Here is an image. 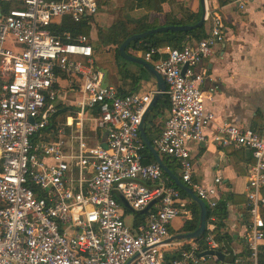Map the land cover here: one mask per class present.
Wrapping results in <instances>:
<instances>
[{"label": "built area", "instance_id": "built-area-1", "mask_svg": "<svg viewBox=\"0 0 264 264\" xmlns=\"http://www.w3.org/2000/svg\"><path fill=\"white\" fill-rule=\"evenodd\" d=\"M4 1L24 7L0 9V264H202L201 253L220 251L212 228L202 244L167 241L187 198L159 164L143 163L140 126L154 93L120 95L95 67L90 37L52 32L63 19L94 18L98 1ZM210 17V33L196 45L153 49L144 60L163 77L171 102L153 145L214 209L222 178L196 185L192 156L195 146L208 143L206 131L216 121L203 99L205 76L197 72L225 41L223 19ZM87 122L95 133H105L104 145L90 142ZM213 140L221 148L250 152L255 160L248 176L250 254L230 264H264V132L223 123ZM118 195L135 212L159 201L146 222L133 228ZM172 247L180 255L167 261Z\"/></svg>", "mask_w": 264, "mask_h": 264}, {"label": "crops", "instance_id": "crops-1", "mask_svg": "<svg viewBox=\"0 0 264 264\" xmlns=\"http://www.w3.org/2000/svg\"><path fill=\"white\" fill-rule=\"evenodd\" d=\"M97 1L99 10L97 15L91 19L92 30L89 36L91 42L92 40H99L103 35L102 32H99L94 38L93 21L95 18L96 24L105 29L107 27L111 28L114 24L121 21H138L144 17H148L144 24L153 27L151 30H154L170 27L169 23L172 22L185 20L186 12L200 16V21L203 16V7L200 0H173V2L166 3L152 0L153 9L151 12H147L144 8L130 10L129 7L133 3L135 4L137 0ZM0 9L6 13L3 7L0 6ZM116 13H119V16L121 14L120 19L117 17V22L114 20L115 17L112 18L111 15ZM208 14L220 16L223 19L226 28L225 41L214 47L212 54L204 58L197 67V72L205 76L202 86L205 106L216 115V121L206 131L208 143L206 145L195 146L192 151L193 163L195 165L193 181L196 185L207 187L212 185L217 177H220L222 178L221 199L228 194L238 199L236 203L231 202L229 204L228 219L224 226L218 228V233L226 235L230 242H226L228 246L225 243H221L224 249L220 251L229 255L227 247H230L233 251L232 262L236 257L246 255L247 250H249L247 233L252 218L247 208L249 193L248 176L250 168L255 164V160L250 152L231 147L221 148L214 143L213 139L217 127L223 123H231L242 129L250 128L258 133L264 132V0H208L205 3V22L203 27H201L203 29L198 33L203 39L209 35L212 28V18H207ZM110 19L113 21L111 25H107ZM135 27L134 24H129V29ZM187 41L192 42L193 45L199 42L195 37H188L184 43ZM127 53L144 60L143 53H136L133 49H130ZM133 68L135 72H141L139 67ZM140 74L142 81L135 93H154V98L158 93L157 80L149 73L141 72ZM105 83L112 85L108 83L107 76ZM154 106L147 115L144 129L145 125L150 121L151 125L155 127L152 130L155 140L160 136L165 126V123H163V127L159 128L160 126L157 124L162 121L166 122L170 110L164 107L153 111ZM150 115L156 119L154 122L148 120ZM158 129L161 130L160 133L155 132ZM97 134L98 140L95 142L91 141V143L93 145H104L105 133L98 131ZM173 167L178 170L174 162ZM174 174L178 177L176 173ZM186 198L187 206L181 208L179 218L172 222L167 241L177 235L185 234L181 233V231L186 222L192 220L191 199L189 197ZM126 213L130 212L126 210ZM148 213L145 215H148ZM130 214L133 215V219L129 225L133 228H136L141 223H145L147 220V216L141 219L138 216L143 215ZM215 226L216 228L218 227L212 220L211 222L207 221L206 231L208 230L211 233L210 229H216ZM194 241L196 242V240ZM262 248H264V242ZM168 251L166 257H174L177 254L180 255L181 252L180 248L176 247H172ZM230 263L219 261L215 257H205V260L202 262V264Z\"/></svg>", "mask_w": 264, "mask_h": 264}, {"label": "trees", "instance_id": "trees-1", "mask_svg": "<svg viewBox=\"0 0 264 264\" xmlns=\"http://www.w3.org/2000/svg\"><path fill=\"white\" fill-rule=\"evenodd\" d=\"M158 1L160 3L173 2V0H158ZM151 2L153 3L152 0H137L135 4L133 3L132 6L129 7V9L135 10V9L144 8L147 12H151L153 9ZM0 6L4 8L6 13L9 12L10 10L22 9L24 7V5L22 3L15 2V1L6 2L4 0H0ZM146 18H148V17H144L142 20H138V21H130V22L121 21V22H118V23L114 24L111 28L108 29L106 36L104 35L105 36V41H104L105 46H107V47L110 45L117 46L116 58L121 63L120 64V68H121L120 72H121V76H122V78H121L122 83H121L120 87H117V88H118L119 94L122 96L132 95L135 92H137V90L139 88V84L142 81V76L140 73L145 72L146 74H148V72L143 67H141L139 65H138V67L141 71L140 73L128 69L127 68L128 62L122 58V56L120 55V52H119L121 45L128 38H130L134 35L143 34L145 32L150 31L153 28L149 25L144 24V22L146 21ZM199 22H200V16L193 15L191 13L186 12L185 20L180 21V22H172V23H169V25H171V26L191 25L192 26V25H196ZM129 24H134L136 27L129 29ZM202 29L203 28L196 30V31L187 32V33L166 32V33L153 34V35H150L144 39L132 42L127 47V52L130 49H133L136 53L145 54V53H147L153 49H162V48L167 47V46H170L173 48H180L188 37H193V38L195 37L199 41L201 39H203L198 34L199 32L202 31ZM91 30H92L91 19H86V20L82 21L81 23H75L70 19H63V20H61L60 23L54 24L52 26V32L56 36H60L63 32H70L73 35V37H77L78 35H85V36L89 37L91 34ZM93 49H94L95 67L104 72L105 70H103L102 68H100L98 66V60H97L98 48L93 47ZM164 107L167 110H170V108H171V102H170V98L168 95H163L162 99H160L156 103V105L154 106L153 111L158 110V109H162ZM66 111L67 110L62 111L61 114L66 113ZM150 125H151V122L148 121V124L145 125V131H146V135L149 138V140L151 141V143H154V137H153V131L152 130L155 127H153L152 125L150 126ZM155 132L158 133L159 131L157 130ZM143 144H144V142H143ZM144 147L145 148H144V151L142 153L143 163L146 165L156 163L152 153L149 151V149L146 147L145 144H144ZM163 162L173 173H175V170L173 169L174 168L173 167V161L170 158H168V157L163 158ZM180 180L182 182V179H180ZM170 182H171V185L174 186L176 189H178L184 197H189L191 199L192 205L190 206V209H191L193 217H192V220L186 222L181 233H185V234L193 233L198 229V226H199L200 207L186 192H184L180 187H178L171 179H170ZM237 200L238 199L235 198L233 195L228 194L225 197H223L222 199H220L216 208H214V209L209 208V211H208L207 221L211 222V218H215V221H213V223L215 222L218 225V227L216 229H214V231H213V234L215 235L216 241L220 244L225 243L226 246H228L227 243H230L229 238L226 235L224 236V235H221L220 233H218V228H221L222 226H224L225 222L228 219L229 204L231 202L236 203ZM261 215H262V218L264 220V209L262 210ZM146 216L147 215L138 216V218L143 219ZM209 233L210 232L207 230L201 238L196 240V242L199 244H202L203 240L206 238V236ZM222 249H224V247H222L220 250H222ZM249 254H250V252H249V250H247L246 255L236 257V258L248 259ZM178 257H179V254H177L174 257L167 256L166 260L167 261L173 260V259H177ZM260 261H261V263H264V248H262V254L260 257Z\"/></svg>", "mask_w": 264, "mask_h": 264}, {"label": "water", "instance_id": "water-1", "mask_svg": "<svg viewBox=\"0 0 264 264\" xmlns=\"http://www.w3.org/2000/svg\"><path fill=\"white\" fill-rule=\"evenodd\" d=\"M200 1L202 4V7H203V16L201 18V21L198 24L193 25V26L185 25V26L162 27V28L150 30V31L145 32L143 34L134 35V36L128 38L121 45V47L119 49L120 55L122 56V58L125 61L142 66L144 69H146V71L153 78H155L157 80V83H158V93L156 94V96H154L149 108L147 109L146 113L144 114L143 119H142V124L140 126V134H141V138H142L144 144L149 149V151L152 153L156 163L160 165V167L163 169L165 174L168 175L173 180V182L178 187H180L184 192H186L200 207V222H199L198 229L195 232L190 233V234L177 235V236L173 237L172 239H170L168 241V243L183 242V241H194V240H197L200 237H202L205 234L206 228H207L208 207L204 201L199 199V197L195 194V192L193 190H191L189 187L185 186L181 182L179 177H177L164 164L162 157L158 154L155 147L153 146V144L151 143V141L147 137L146 131L144 129V124H145L147 115L149 114V112L153 108V106L157 103V101L165 94L166 83H165L163 77L155 70V68L150 63L146 62L145 60H143L141 58H137V57H133V56L129 55L126 50H127V47L132 42L144 39V38H146L150 35H153V34H159L162 32H169V31L187 33V32L194 31V30H197V29L203 27L204 22H205V3H206V0H200ZM186 69H187V67L184 68L183 73L186 71ZM117 198L126 210H128L130 213L137 214V215L147 214L152 209V207L159 201V199H157L154 202H152L145 210L140 211V212H135L134 210H132V208L129 206L128 202L121 195H118ZM227 248H228L229 255H226V253H223L221 251H206V252L201 253L200 257L201 258L215 257L219 261L230 263L232 258H233V251L230 247H227Z\"/></svg>", "mask_w": 264, "mask_h": 264}, {"label": "rangeland", "instance_id": "rangeland-1", "mask_svg": "<svg viewBox=\"0 0 264 264\" xmlns=\"http://www.w3.org/2000/svg\"><path fill=\"white\" fill-rule=\"evenodd\" d=\"M112 18L115 17L114 20H116L115 22L118 21V18H121V14L119 16V13L116 14H111ZM118 17V18H117ZM96 18L93 21V27H94V38L98 35L99 32H102L103 35L100 37L99 40H92L93 46L98 48V52H97V60H98V66L100 68H102L103 70H105L104 72L106 73L107 79H108V83L112 84L116 87H120L122 81H121V68H120V62L117 60L116 58V49L117 46H105V36L107 35V31L108 28L102 29L101 27H99L96 22H95ZM113 20H109L107 25H111V22ZM105 35V36H104ZM94 41V42H93ZM133 67H138L136 64L133 63H127V68L135 71V69ZM148 120H152L153 122L156 120L152 115L149 116ZM62 122V121H61ZM163 123L165 122H158L157 125H159V128L163 127ZM156 124V122H155ZM159 133H160V129H158ZM86 132L89 135L90 138V142H95L98 140V132L95 133L94 132V125L91 122H87L86 123ZM165 158L164 156L162 157V159ZM174 169V168H173ZM175 173L178 175L179 178H181V173L174 169ZM124 207V206H123ZM125 214V221L130 224L132 219H133V215L130 213H126L124 212V210L122 211Z\"/></svg>", "mask_w": 264, "mask_h": 264}]
</instances>
